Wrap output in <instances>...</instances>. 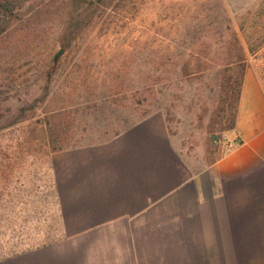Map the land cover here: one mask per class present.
Returning a JSON list of instances; mask_svg holds the SVG:
<instances>
[{"label":"rangeland","instance_id":"1","mask_svg":"<svg viewBox=\"0 0 264 264\" xmlns=\"http://www.w3.org/2000/svg\"><path fill=\"white\" fill-rule=\"evenodd\" d=\"M69 15L51 0L0 39V258L43 242L33 234L47 225H32L30 205L47 201L52 148L160 117L173 147L202 169L229 145L247 68L264 88V0H132L73 40ZM39 119L57 140L42 150L28 142L39 140Z\"/></svg>","mask_w":264,"mask_h":264},{"label":"crops","instance_id":"2","mask_svg":"<svg viewBox=\"0 0 264 264\" xmlns=\"http://www.w3.org/2000/svg\"><path fill=\"white\" fill-rule=\"evenodd\" d=\"M229 135L202 169L160 117L51 153L47 201L30 205L32 225H47L33 234L43 242L0 264H264V88L254 69Z\"/></svg>","mask_w":264,"mask_h":264},{"label":"trees","instance_id":"3","mask_svg":"<svg viewBox=\"0 0 264 264\" xmlns=\"http://www.w3.org/2000/svg\"><path fill=\"white\" fill-rule=\"evenodd\" d=\"M51 0H0V39L7 34L9 30L22 23L25 19L31 17L38 9L44 8ZM70 8V15L68 18V24L63 27V30L68 32L71 40L80 35L95 18L114 14L120 10H124L126 6L132 2V0H63ZM250 51V50H249ZM243 75L237 84V88L234 90V108L231 114V124L227 130L234 128L235 116L237 111V105L239 100L240 89L242 85ZM2 115L0 114V119ZM34 133L28 138V142L34 147H38L41 150L52 147V144L57 140L53 139L54 136H48V132L51 131V124L48 119L35 120L34 121ZM44 127V129H43ZM41 132V133H40ZM30 135V134H29ZM36 138V139H35ZM27 139V138H26ZM66 149V148H63ZM59 149V150H63ZM51 153L59 150L51 149ZM8 157L3 158L0 155V181L5 180L3 173L5 165L3 160H7ZM7 166H9L7 164ZM43 244H47L44 242ZM5 258V257H3ZM0 258V259H3Z\"/></svg>","mask_w":264,"mask_h":264}]
</instances>
